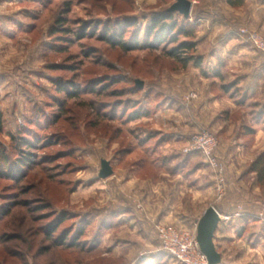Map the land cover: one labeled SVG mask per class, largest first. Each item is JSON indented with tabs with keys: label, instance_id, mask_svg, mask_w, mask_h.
I'll list each match as a JSON object with an SVG mask.
<instances>
[{
	"label": "rangeland",
	"instance_id": "374dc122",
	"mask_svg": "<svg viewBox=\"0 0 264 264\" xmlns=\"http://www.w3.org/2000/svg\"><path fill=\"white\" fill-rule=\"evenodd\" d=\"M177 1L0 0V142L12 160L34 154L37 162L19 181L0 177V206L9 205L0 218V264H183L162 250L159 227L190 241L197 235L196 220L210 206L242 215L264 213V179L260 182L252 169L260 158L264 167V122H254L252 107L226 111L229 102L244 98L253 104L254 98L243 97L237 88L232 95L213 88L227 107L217 112L219 125L206 128L200 108L204 56L228 60L219 72L221 82L231 87L241 76L238 70L264 67V54L239 34L247 28L264 35V0H244L240 7L227 0H187L192 5L188 16L173 9ZM165 11L193 26L189 39L195 49L183 55L200 56L202 69L193 61L183 68L162 47L125 51L111 46L99 37L101 24L90 36L97 21L123 24L137 18L138 27L129 28L123 40L130 42L138 29L143 44L153 14ZM60 16L75 30L89 22L90 34L77 41L72 34L51 33ZM114 78L116 83L110 80ZM59 79L79 82L77 95L57 93L53 80ZM90 81H96V93L86 91ZM263 83L264 73L259 85ZM174 97L182 108L170 107ZM257 98L264 105V86ZM140 106H149L150 114L129 122V114ZM33 109L41 113L32 116ZM55 115L62 117L54 121ZM30 117L40 123H30L31 131L21 134L34 146L19 148L9 135L18 134ZM205 130L218 141L215 156L221 172L201 153L185 152L190 138ZM103 161L113 169L107 178L100 177ZM167 183L172 190L177 187L176 220L158 215L159 201L169 199L159 185ZM189 185L213 189L204 201V191H188ZM215 185L221 186H216L218 192ZM126 208L139 221L116 213ZM63 213L64 221L57 223ZM87 219L91 222L82 242L94 241L103 227L99 243L90 249L76 243L80 238L73 244ZM251 222H235L240 230L235 242L216 239L218 252L221 246L229 250L227 261L250 264L258 259V253L246 251L250 232L259 229ZM56 223L49 237L47 229ZM65 231L67 239L56 245Z\"/></svg>",
	"mask_w": 264,
	"mask_h": 264
},
{
	"label": "trees",
	"instance_id": "16d2710c",
	"mask_svg": "<svg viewBox=\"0 0 264 264\" xmlns=\"http://www.w3.org/2000/svg\"><path fill=\"white\" fill-rule=\"evenodd\" d=\"M228 4L232 7H240L244 4V0H227ZM68 21L65 17H59L57 24L51 28V33H55L56 31L63 33L65 35H74L75 39L77 41H81L82 39L86 38L90 33L87 32V30L93 26V30L91 31L90 36L95 35V31L97 30L98 26L101 24L103 25L101 34L99 35L100 39L104 42L110 44L111 46H118L122 48L125 51H131L138 48H147V49H158L161 48L166 52V54L176 59L180 62L183 68H185L191 61L194 62L195 66L202 69V58L200 56H195L193 54L189 55H183V53H189V51H192L195 49V43L191 41V37L194 35L193 26H191L187 22H180L176 16L175 13L165 11V12H158L153 14L150 23L146 26L144 31V42L141 44L139 42V31L136 29L135 34L131 38L130 42H126L123 40L124 35L126 34L127 30L131 27H138V19L137 18H128L125 19L123 24H120L119 22L116 23H100L99 21L95 22L92 26L89 24V22H84L83 25L75 30L71 27H67ZM177 29V31H176ZM141 31V30H140ZM180 37H184L185 40L180 41ZM69 42H73V40H69ZM168 49V47H170ZM60 47V46H58ZM59 67V66H58ZM71 69H74L73 67ZM205 71V70H204ZM205 73V72H204ZM217 73V72H216ZM219 73V72H218ZM219 76L223 79V77L219 74ZM112 81L117 82V79H110ZM55 82L56 91L57 93H64L66 94L67 98L77 95V92L79 88H81L79 82H76L74 80H65L62 79L59 80H53ZM89 87L85 88L87 92L89 93H96L95 88L92 87L93 84H96V81H90ZM106 85V84H105ZM106 87V86H104ZM236 89L239 92L241 89L238 87V85L231 87L230 85L224 84L222 86V89L225 93H230V95L233 94L232 89ZM239 102L238 104H242L245 102L244 98L243 100H236ZM60 109L63 108V102L58 103ZM151 104V103H150ZM141 108H138L137 110H134L131 112L127 119L128 121H135L138 119H142L145 116L150 114L151 108L148 106H140ZM252 114L254 116V122L255 123H263L264 122V105H257L253 107ZM34 113H32V116H36L39 113H41L40 110L33 109ZM156 112V110H154ZM63 113V111L61 112ZM62 116L55 115L54 121L60 119ZM35 118V117H34ZM32 117L28 118L26 120V124L19 126L18 128V134H10L9 140L17 141L18 147L25 146V147H33L34 142H30L28 139L25 138V136L21 133L30 132L31 127L30 125L33 123H40L37 118L34 119ZM31 123V124H30ZM3 121H2V114L0 112V132L3 131ZM36 156L34 154H28L23 156L22 158H18L15 160H12L11 155L8 154L4 147L1 146L0 142V177L12 181H19L25 174L29 172V169L33 167L37 162L34 160ZM263 158H260L258 161H256L252 169L253 171H257L259 175V181H263L264 179V167L262 165ZM28 170V171H27ZM9 205L6 206H0V218H2L5 214L9 211ZM65 214H61L59 216V219L57 220V223H60L64 221ZM91 220L87 219L85 222H82L83 225L80 226L78 231L75 234V237L73 238V244H75V241L78 240L76 243H81V238L83 235L86 234V224L87 226L90 225ZM56 224H53L47 229V234L50 237L53 230H55ZM110 226L111 224H108L107 221L105 222V226ZM103 228V227H102ZM102 228L99 232H97V235L95 236L94 241L91 243L87 240H83L81 246L85 248H93L94 246L99 243V239L102 236ZM68 235L65 231L63 233V236L59 238V240H55L54 243L56 245H62L64 241L67 239Z\"/></svg>",
	"mask_w": 264,
	"mask_h": 264
},
{
	"label": "crops",
	"instance_id": "0c3cea01",
	"mask_svg": "<svg viewBox=\"0 0 264 264\" xmlns=\"http://www.w3.org/2000/svg\"><path fill=\"white\" fill-rule=\"evenodd\" d=\"M225 59L226 58H222L221 56L217 54L216 55L210 54L208 56H204V70H205L204 71L205 72L204 73V99L202 100L200 104V108L204 111V121L202 120V122L201 121L200 122L202 123V126L204 125V128H206V126H215L217 124L219 125L218 123L219 117H218L217 112L219 111L221 107H223L224 105L226 106L227 101L225 100V98L222 97V95L220 94L215 95L213 91V88H215L216 90H219L220 93H223V95H225L224 94L225 92L222 89V86L224 85V83L221 82L223 79L219 76V74L221 75L219 71L222 69L223 64H226V61H228ZM250 63L252 62H248V64ZM247 68L248 69H245V71L238 70L239 73H241V76L239 75L236 81L238 82L237 83L238 87L242 91L243 97L246 98L250 96L254 98L252 102L253 104H247V102L245 101L243 104H237L239 105V107L236 108L237 107L235 103L236 100L235 102L234 101L229 102L230 104H228V108L226 111H230V113H233V111L236 109H240L241 106L243 105L246 107H250V108L252 107L251 108L252 110L254 109L253 107L257 105H261L260 100H258L257 96L259 94V88H261V86L262 87L264 86V83L261 86L259 85L261 75L264 73V67L261 64L259 67H252V69L251 67H247ZM228 95H230V93H228ZM169 105H171L170 107L172 108L175 107V109H180V107L181 108L183 107L181 101L177 97H174L173 99H171ZM194 108L195 107H192V109ZM252 110H249V111H252ZM245 113L248 116L250 114V112H247V111H245ZM211 115H212V118H211ZM159 186H160V193L165 192L167 193L169 197V199L165 197V199H163L162 201H159L158 203V205L161 206V209L159 210V213H158L159 219L161 220L167 217L169 219V217L171 218L173 216V219L176 220L177 214H175L174 212V207H176V204H177L175 202V197L177 198V196H175V194H177V187L172 190L171 189L172 187H170L168 183H167V186L166 185L164 187H162L161 185ZM216 186L218 187V185H215L214 189L216 190V192H218L219 190L217 189ZM187 188H188V191H197L198 189L199 190L202 189L204 191V201L206 198V194L209 193L210 189H213L210 186L209 187L204 186L203 188H201L198 186L193 187V185H189V187ZM180 194L182 195L183 192ZM181 195L178 197V200H181L182 198ZM157 196H158V192H157ZM160 197H161V194H160ZM217 211L221 216V221L219 223V226L215 233V238H214V242L217 247V250H218L219 244H216V239H218L219 242H222V243L225 242L224 240H230L231 242H235V240L237 239L236 235L240 234L239 232L240 230L235 228V222L238 221V222H242L243 224H245L244 221L245 220L248 221L249 219V221H252L251 223H253L252 227H255V226L259 227L258 230L250 232L248 246L246 245L248 247L246 250L247 252L258 253V259L251 260L250 264H264V213L263 211L260 210L259 213L254 212L249 215L247 214L242 215L240 213L239 214L227 213L222 210H217ZM204 212L200 215V217H198V219L196 220V223L202 217ZM116 213L125 215L123 217H127V219H129L130 221H134V222L139 221V217L137 215L129 216L130 211L127 210V208L123 211L121 210L120 212L116 211ZM242 227L243 226H241V228ZM240 240L241 239H239L238 241ZM222 243L220 245H222ZM222 247H223L221 251L222 260L219 264H237L235 262L232 263L226 260L225 255L228 253L229 250L225 249L224 246H221L220 248ZM241 254H242V251L240 252V254L238 253V255H241Z\"/></svg>",
	"mask_w": 264,
	"mask_h": 264
},
{
	"label": "built area",
	"instance_id": "2783aa9c",
	"mask_svg": "<svg viewBox=\"0 0 264 264\" xmlns=\"http://www.w3.org/2000/svg\"><path fill=\"white\" fill-rule=\"evenodd\" d=\"M239 34L245 37L258 51L264 54V35L252 32L247 28L239 29ZM218 146V141L215 136L209 131L196 133L190 138L188 147L185 152L190 154L193 152L201 153L208 160L215 172H221L215 150ZM221 189V186H218ZM159 236L162 241V250L167 254L175 257L183 264H209L206 255L200 249L196 238H191L190 241L184 240L177 232L170 229L159 227Z\"/></svg>",
	"mask_w": 264,
	"mask_h": 264
},
{
	"label": "water",
	"instance_id": "95a60500",
	"mask_svg": "<svg viewBox=\"0 0 264 264\" xmlns=\"http://www.w3.org/2000/svg\"><path fill=\"white\" fill-rule=\"evenodd\" d=\"M191 3L187 0H178L173 9L180 11L185 16L190 14ZM142 86V84H140ZM113 174V169L108 161L102 162V169L100 172L101 178H107ZM221 216L215 207L210 206L206 209L197 224L196 239L202 252L206 255L209 264H219L222 260L221 253L218 252L214 242L215 233L218 229Z\"/></svg>",
	"mask_w": 264,
	"mask_h": 264
}]
</instances>
